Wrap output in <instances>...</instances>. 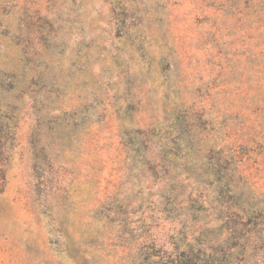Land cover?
<instances>
[{"label":"rangeland","instance_id":"1","mask_svg":"<svg viewBox=\"0 0 264 264\" xmlns=\"http://www.w3.org/2000/svg\"><path fill=\"white\" fill-rule=\"evenodd\" d=\"M0 146V264L264 211V0H0Z\"/></svg>","mask_w":264,"mask_h":264},{"label":"trees","instance_id":"2","mask_svg":"<svg viewBox=\"0 0 264 264\" xmlns=\"http://www.w3.org/2000/svg\"><path fill=\"white\" fill-rule=\"evenodd\" d=\"M228 210L225 219L203 228L208 237L193 238L195 243L181 240L184 249L168 251L155 240L136 241L131 261L135 264H250L255 250L261 245L264 247V211H257L250 204ZM259 212L262 216L255 217Z\"/></svg>","mask_w":264,"mask_h":264}]
</instances>
